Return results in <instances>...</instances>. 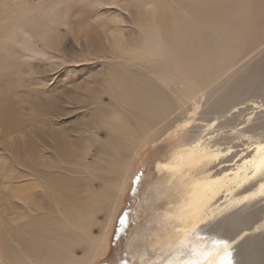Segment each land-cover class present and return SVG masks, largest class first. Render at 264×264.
Returning <instances> with one entry per match:
<instances>
[{"label": "bare ground", "instance_id": "1", "mask_svg": "<svg viewBox=\"0 0 264 264\" xmlns=\"http://www.w3.org/2000/svg\"><path fill=\"white\" fill-rule=\"evenodd\" d=\"M1 11L0 264H96L109 253L139 151L162 137L154 170L166 188L169 219L145 237L161 255L143 261L146 246L130 253L131 264H219L225 248L214 240L232 241L231 249L246 232L263 234L264 121L235 127L231 135L248 143L230 147L225 133L212 135L220 129H213L218 119L206 117L223 119L232 100L264 94V58L221 85L214 104L199 112L198 103L214 95L215 90L202 92L214 75L258 44L264 0H42ZM65 40L75 44L76 53H63ZM83 61L92 67L73 83L70 97L94 108L79 115L80 134L62 145L64 152L47 156L52 137L43 135L36 143L20 130L27 114L17 89L37 69L64 75ZM51 93L39 104L45 112L56 109L49 105ZM184 109L190 111L184 119L166 122L171 110ZM225 119L220 126L232 125V116ZM197 127L202 131L195 134ZM92 148L97 158L88 162ZM196 228L204 233L192 238ZM259 238L237 247L249 251L247 264H264Z\"/></svg>", "mask_w": 264, "mask_h": 264}, {"label": "rangeland", "instance_id": "2", "mask_svg": "<svg viewBox=\"0 0 264 264\" xmlns=\"http://www.w3.org/2000/svg\"><path fill=\"white\" fill-rule=\"evenodd\" d=\"M41 1L42 0H0V11L2 10L1 12H3V10L6 8L14 9L18 6H27L30 8L36 6ZM74 46L75 44L72 41L65 40L62 43V50H64L63 53L66 54V56L68 54L70 55L73 51L76 53L77 49ZM13 53H15V51H13ZM4 55L6 56V54ZM75 55H77L78 60H81L80 55L78 54ZM263 58H264V27H263L262 35L260 36V40L258 44L255 46L254 50L245 54L243 57L238 58L233 63L231 62L230 65L228 64L225 67L226 69H223L222 71L214 75L213 79L202 90L203 93L205 92L207 93L212 90H215V93L210 98L204 96L203 97L204 99L201 98L199 100L198 104L201 107V109H199V112L201 110H204L207 107V105L209 106L212 102L213 104L216 102L217 97L219 96V94L221 93L224 87V86L221 87V85H223L229 79L233 80V78L236 77V75L239 76L241 71L245 70L246 67L248 68L252 66L255 62L262 60ZM1 60H2V54L0 53V61ZM85 63L86 62L83 61L82 63L76 64L78 66L79 65L81 66H79L78 68H74V67L70 68L64 75H62L61 72L59 71H58L59 73L54 74V72L57 71H52L53 68L50 69V68L42 67L39 70L37 69L35 72H33L34 74L32 75V77L27 78V80H25L17 89L16 95L18 97V101H20L21 105L24 107L25 113L27 114V116L24 118V122L20 130L29 139L32 138V140L35 141L36 143H39L43 135H49L50 137H52L53 138V141L51 143L52 146L50 148V151L47 152L46 154L47 156H49L52 152L55 155L57 153L64 152V150L62 149V145L65 146L66 142H69V140L73 141V139L80 134V128L78 126L79 121L77 119L79 115L87 110L91 111L94 108L93 105L87 106V105L75 104L70 97L74 93L73 83L74 84L80 83L82 79L86 77L87 70L92 67V64L90 63L85 64ZM82 70H84V72L80 73V71ZM74 72H77L76 76ZM237 72L240 73L238 74ZM260 72L262 73V75H264V69L261 70ZM56 77L57 79H54ZM262 90H264V88ZM49 93H51L53 96V98L49 102V105L53 107V109L55 108L56 109L53 110L52 112H45L40 109L39 104H41V102L46 100ZM108 100L109 99L107 96L102 97V101L104 104H108L109 102ZM232 101L223 119L219 118L220 116L219 114H214V113L206 117L207 119L211 118L212 120H214L215 118L218 119L217 121H214L215 125L213 129L214 130H217L219 128L220 129L215 131L212 135L216 136L217 138L218 133L223 135L225 133L226 135L224 136L227 137V141L229 142L231 140L230 141L231 143L228 145L230 147L232 146L233 143L234 145H238V144L242 145V143L243 144L248 143L246 142L245 139L240 140L236 136L231 135V133L234 132L235 127H237L238 129L242 127V129H244L245 125L246 126L250 125L251 122L254 121L256 118L260 119L261 121H264V107H263L264 94H258V92H256V93H252L251 95L248 94L246 96H243V98H237ZM251 101L253 102L255 101L259 105H263V106L260 107L259 109L254 108V106H252ZM186 112L190 113V111H187V109L180 111L171 110V115L168 117L166 122L175 121L177 119L181 121L182 118L184 119V116H187L189 114ZM199 112L197 113L195 119L199 117L200 114ZM231 116H232V120H231L232 125L220 126L221 122L226 121L225 118H230ZM248 118H250L249 119L250 123L249 121H247ZM197 124L200 123L197 122ZM198 128L199 127L195 128L194 130L195 134H198L200 130L202 131L201 128L199 130ZM181 137H183V134H181ZM104 138H105V132L100 130L99 139L102 140ZM164 140L165 138L162 137L154 144L152 143L150 144V146L147 145L146 147H144L142 150L139 151V155L136 158V161L133 165V170L130 174L127 191L125 192V196H124V204L121 207V210L117 214L116 220L113 224V228L110 234L109 253L104 257L100 258L96 262V264H121V261H126V264H131L130 253L133 252V254H140L143 251L142 249L146 246H147V252H146L147 256L143 258V261L145 262L149 261L153 254L157 256L161 255V250L156 251L154 253L151 251L145 237L151 236L152 230L154 231L161 229V223H163L166 219H169V217L166 216V212L164 210L165 205L163 204V197L167 195V192L164 193L166 188L163 186L162 183V175L156 174L154 170V166H155L154 162L159 158V156L163 152L162 150H163ZM2 149L3 148H0V151H2ZM235 150H240V149L237 148ZM97 152L98 150L96 148H92L91 152L88 155H86L87 161L92 162L93 160H95L97 158ZM1 154H3V152H0V155ZM25 174L26 171L22 170L21 176H24ZM141 174H142V179L139 181L138 185L134 184L136 178ZM0 183H1V177H0ZM34 183L36 182L35 181H33L32 183L22 182L21 185L29 186ZM90 186L92 189H97L99 186V182L93 181L90 183ZM161 186L162 188L160 189ZM137 188H138V193L136 191ZM149 203H151L154 206L153 208L154 210L152 211L149 210L150 209ZM125 213L128 214V222L125 223L124 228L121 230L119 229L118 222L121 219H123ZM103 219L104 216L102 214L97 215V220L102 221ZM167 224H169V221ZM143 226H145V230H141ZM91 231L94 235L98 234L97 228H92ZM142 232H143V236L140 235ZM247 233L248 232H246L244 235H241L238 238V241L236 242L238 244L235 243V245L232 246L233 248H231L233 249L232 250L233 252L231 251V254L232 256H234V258L232 257V261L233 263L236 262L235 264H247V261H244L247 259L246 257L248 256L247 254H249V251L247 250L246 246L244 247L245 254H241L244 251L243 248H237L238 246L241 245V242L243 243L245 239L252 236L259 238L258 235H260V233H261V237L258 240L259 241L261 240L260 243L264 242V237H263L264 231L263 234L261 231L260 233L259 231H257L256 234L255 233L253 234L252 232L248 233V235L250 236H248ZM132 237H133V246L129 249V244ZM255 240L256 239H254V241ZM248 243L251 242L249 241ZM252 245L253 244H251V249H253ZM209 246L210 244L207 243L206 247ZM75 252L79 256L82 255V251H80V249L78 250L76 249ZM242 255L244 256V258Z\"/></svg>", "mask_w": 264, "mask_h": 264}, {"label": "snow or ice", "instance_id": "3", "mask_svg": "<svg viewBox=\"0 0 264 264\" xmlns=\"http://www.w3.org/2000/svg\"><path fill=\"white\" fill-rule=\"evenodd\" d=\"M111 7H117V5H110ZM153 5H149V8H152ZM142 179V174L139 175L136 180L134 181V184L139 183V181ZM137 193H138V188L136 189ZM128 222V214L125 213L123 216V219H121L118 224H119V229H123L125 226V223ZM204 233V229L203 228H196L193 232H192V238H196L201 236V234ZM232 243V241H229L227 239H219V240H214L213 244L214 245H218V244H223L224 248H225V253H224V257L223 259L219 262V264H233L232 261V255H231V249L229 248V245ZM121 264H126V261H121ZM189 264H197L196 261H189Z\"/></svg>", "mask_w": 264, "mask_h": 264}]
</instances>
